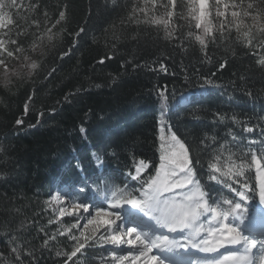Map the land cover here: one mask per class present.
I'll list each match as a JSON object with an SVG mask.
<instances>
[{"label":"trees","instance_id":"trees-1","mask_svg":"<svg viewBox=\"0 0 264 264\" xmlns=\"http://www.w3.org/2000/svg\"><path fill=\"white\" fill-rule=\"evenodd\" d=\"M24 2L40 4L39 12L26 10L24 17L27 19L20 20L29 32L24 39L26 49H29L31 33L35 31L33 19L43 21L45 10L51 17L48 28H52L62 10L66 11V19L52 28L55 34L52 40L45 35L38 42L40 47L35 52L29 51L32 59L44 65L32 77L26 76L27 69L21 66L18 68L21 75L13 76L5 86L0 69V146L6 149L0 153V176L3 177L0 178V250L7 243L3 235L8 230L3 227L5 222H10L13 227L25 222L27 231L23 235L37 247L45 238L39 227L43 226L49 235L59 227L58 223L48 224L49 217L55 220V216L44 202L49 201L51 191L78 184L83 173L75 167V158H81L82 162L92 161V153L99 152L107 140L113 142L114 148L127 145L138 158L148 160L150 167L153 163L159 164L161 125L158 121L162 101L157 90L165 92L169 105L164 135L167 136V126H171L177 137L190 147L192 156L204 147L200 140L206 133L209 137L214 135L220 144L225 142L220 138L229 127L242 136L256 135L243 133L230 119L226 124H213L212 114L221 112L231 116L237 113L241 119L253 114L264 115V80L258 71L254 76L248 71L257 67L258 57L236 40L235 29L230 40L210 43L206 57L194 36L188 37L189 31L194 35L201 32L195 28V21L189 24L188 20L179 19L181 12L187 13V0H178L177 15L173 18L177 30L183 31L184 40L166 39L163 26H159L157 32V26L143 23V14H138L139 24H121V18L127 17L133 4L143 6V0ZM213 5L214 0H209L210 18L215 24ZM247 22L251 23V20L247 19ZM181 25L182 29L179 28ZM80 27H86L87 36L82 33L73 52L61 61L60 54L69 49L73 34ZM134 36L139 43L132 38ZM113 44L117 54L111 60L106 59L104 65L98 64L101 57L111 54ZM127 61L147 67L133 71L131 65L125 63ZM13 63L19 64L18 61ZM122 63L124 67H121ZM161 63L167 71H161ZM221 63L225 64L224 69L219 68ZM52 67L57 70L48 76ZM212 73L216 75L212 76ZM242 74L248 77L246 87L255 93V99L233 88V82L237 86L241 84L239 76ZM210 76L220 87L207 85L202 92L200 85ZM95 84L102 87L97 89ZM81 85L88 91L64 101L65 94L74 93ZM29 95H33L34 103L24 116V103ZM52 108L57 111L52 112ZM41 112L43 116H40ZM19 117H23L25 124L16 126L15 119ZM37 118L40 124L28 128L27 124H36ZM81 127L85 128L84 133L80 132ZM208 143L219 148V144L211 139ZM116 150L120 152L121 162L117 164L115 159H110L109 169L124 168L125 162L131 164V160L126 159L127 152ZM224 155L227 156V152ZM204 159V182L212 184L214 182L208 181L206 175L207 157ZM86 167L95 168V162ZM150 174H155L154 168ZM114 182L120 184L119 180ZM259 206L257 197L252 202V210L259 213ZM61 221L70 225L72 218L65 216ZM58 241H66V237H59ZM53 243L57 250H64L59 242ZM64 259L66 257H56L54 250L40 254V264H63ZM96 264H99L98 260Z\"/></svg>","mask_w":264,"mask_h":264},{"label":"snow or ice","instance_id":"snow-or-ice-1","mask_svg":"<svg viewBox=\"0 0 264 264\" xmlns=\"http://www.w3.org/2000/svg\"><path fill=\"white\" fill-rule=\"evenodd\" d=\"M213 6L215 24L210 18L209 0H187V13L181 12L179 19L188 20L189 24L195 21V28L201 30L195 35L189 31L188 37L194 36L200 51L207 57L209 44L230 40L235 29L236 40L258 57L257 67L248 71L253 76L258 71L264 80V0H214ZM177 7L178 0H143V6L133 4L127 17L121 18L120 22L139 24L138 14H143V23L157 26V32L159 26H163L166 39L184 40L183 31L177 30L173 20ZM26 10L39 12L40 4L0 0V30H3L0 31V69L3 70L5 86L13 76L21 75L18 71L21 66L27 69L25 75L28 77L44 67L32 59L29 51L35 52L45 35L52 40L55 35L52 28L66 19L63 10L52 28L47 27L51 21L47 10L43 12V21L33 19L35 31L31 33L32 43L26 49L24 39L29 32L20 23L21 19H27L24 17ZM179 28L182 29L183 25ZM82 33L87 36L86 27H80L73 34L71 46L60 54L61 61L70 56ZM132 38L139 43L137 37ZM115 49L113 44L111 54L101 57L98 64L104 65L106 59L111 60L117 54ZM125 63L130 64L133 71L147 67L132 61ZM124 66L122 63L121 67ZM219 68L224 69L225 64L221 63ZM160 69L167 71L162 63ZM56 70L52 67L48 76ZM185 80H189L187 74ZM239 80L241 84L237 86L233 82V88L255 99V93L246 87L248 77L242 74ZM207 85L220 87L211 76L204 78L200 90L205 91ZM94 86L97 89L102 87L101 84ZM86 91L88 89L84 86H77L74 93L65 94L63 99L70 101L71 97ZM157 91L162 101L158 121L161 125L159 164L153 163L150 167L148 160L138 158L127 145L114 148L110 139L99 152L92 153L95 168L86 167L92 161L82 162L81 158H75V167L83 173L81 181L67 189H57L58 194L51 195L50 200L44 202L48 207H52V202L58 206L52 209L55 220L49 217L48 224L58 223L59 227L50 235L43 226L39 227L45 238L37 247L23 235L27 231L25 222L15 227L5 222L3 227L8 230L3 235L7 243L0 250V264H40V254L50 250L55 251L56 257H66L63 264H96L97 260L99 264H166L165 256L169 253L185 258L184 264H264V115L253 114L241 119L237 113L229 116L214 112L213 124H226L230 119L243 133L256 135L242 136L229 127L220 138L225 142L220 144L214 135L209 137L206 133L200 140L204 147L192 156L190 147L177 137L171 126H167V136L164 135L169 105L165 92ZM33 103V95H29L24 103V116L28 115ZM43 115L41 112L40 116ZM40 122L37 118L36 124L28 123L27 127L35 128ZM24 124L23 117L15 119L16 126ZM85 131L80 128L81 133ZM209 139L219 144V148L209 144ZM117 148L128 153L126 159H130L131 164L125 162L124 168L109 169L110 159H115L117 164L121 162ZM5 151L0 146V153ZM205 156L207 180L214 182L212 184L204 182ZM153 168L154 175L150 174ZM116 180L120 181L119 185L114 182ZM257 197L259 213L252 210V202ZM65 216L73 218L70 226L66 227L61 221ZM173 233L181 239L169 235ZM59 237H66V241L72 243L58 241ZM53 242L62 244L64 250H57ZM108 245L112 247L108 248ZM154 249L160 255L154 254ZM167 264L176 262L169 259Z\"/></svg>","mask_w":264,"mask_h":264},{"label":"rangeland","instance_id":"rangeland-1","mask_svg":"<svg viewBox=\"0 0 264 264\" xmlns=\"http://www.w3.org/2000/svg\"><path fill=\"white\" fill-rule=\"evenodd\" d=\"M56 194H58L57 193V190L55 189V190H53V191H51V193H50V196L51 195H56ZM50 200V199H49ZM56 207H58L57 205H55V203L54 202H52V207H51V209H53V208H56ZM105 207H106V205H105ZM58 214V213H57ZM55 216V215H54ZM56 218V217H55ZM62 219V218H61ZM72 222H74V220H73V218H72ZM71 222V223H72ZM82 224H83V221H82ZM66 227L67 226H70V225H66V224H64ZM75 231V230H74ZM166 231V230H165ZM77 235H78V232L76 233ZM170 236H173V237H175V238H177V239H181V237H179V236H174V235H172V234H170ZM108 248H111L112 246L111 245H108L107 246ZM183 251V250H182ZM154 254H157V255H160L158 252H157V250H155L154 249ZM201 255H203V254H201ZM169 259H172V260H174L175 262H176V264H184V259L185 258H182V257H180V256H174L173 254H171V253H169V254H167L166 256H165V261H166V264H167V261L169 260Z\"/></svg>","mask_w":264,"mask_h":264}]
</instances>
